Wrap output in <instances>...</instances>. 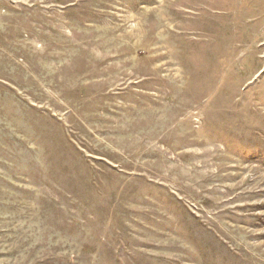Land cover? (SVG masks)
Segmentation results:
<instances>
[{"label": "rangeland", "instance_id": "rangeland-1", "mask_svg": "<svg viewBox=\"0 0 264 264\" xmlns=\"http://www.w3.org/2000/svg\"><path fill=\"white\" fill-rule=\"evenodd\" d=\"M0 264H264V0H0Z\"/></svg>", "mask_w": 264, "mask_h": 264}]
</instances>
